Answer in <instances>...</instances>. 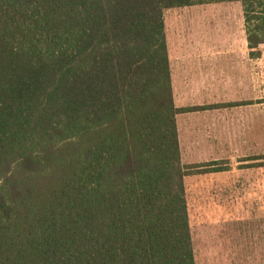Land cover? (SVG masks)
Returning a JSON list of instances; mask_svg holds the SVG:
<instances>
[{
	"label": "trees",
	"instance_id": "obj_1",
	"mask_svg": "<svg viewBox=\"0 0 264 264\" xmlns=\"http://www.w3.org/2000/svg\"><path fill=\"white\" fill-rule=\"evenodd\" d=\"M229 3L257 56L264 0H0V264H196L165 12Z\"/></svg>",
	"mask_w": 264,
	"mask_h": 264
},
{
	"label": "rangeland",
	"instance_id": "obj_2",
	"mask_svg": "<svg viewBox=\"0 0 264 264\" xmlns=\"http://www.w3.org/2000/svg\"><path fill=\"white\" fill-rule=\"evenodd\" d=\"M165 23L170 51L178 36L225 35L240 48L245 38L239 3L169 10ZM257 53L247 88L233 101L227 97L217 132L198 116L180 126L184 165L217 162L226 169L186 179L196 264H264V167L252 166L264 163V47Z\"/></svg>",
	"mask_w": 264,
	"mask_h": 264
},
{
	"label": "crops",
	"instance_id": "obj_3",
	"mask_svg": "<svg viewBox=\"0 0 264 264\" xmlns=\"http://www.w3.org/2000/svg\"><path fill=\"white\" fill-rule=\"evenodd\" d=\"M180 37L176 38L172 51L167 42L174 104L178 109L203 110L177 115L178 138L180 126L187 128L188 122L196 116L203 118L200 122L216 128L212 130L215 133L218 131L220 117L222 122L224 120L223 107L227 97L233 101L249 84V62L252 59L246 36L241 40V48L225 35ZM251 74L255 84L256 72Z\"/></svg>",
	"mask_w": 264,
	"mask_h": 264
},
{
	"label": "built area",
	"instance_id": "obj_4",
	"mask_svg": "<svg viewBox=\"0 0 264 264\" xmlns=\"http://www.w3.org/2000/svg\"><path fill=\"white\" fill-rule=\"evenodd\" d=\"M258 73L256 72V75H257ZM260 74H262V72L260 73ZM261 77H263V74L261 75Z\"/></svg>",
	"mask_w": 264,
	"mask_h": 264
}]
</instances>
